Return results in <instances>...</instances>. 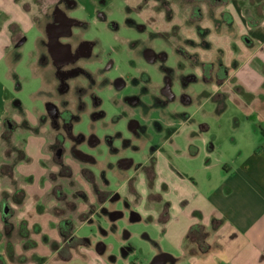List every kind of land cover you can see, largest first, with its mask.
Listing matches in <instances>:
<instances>
[{"label":"crops","instance_id":"crops-1","mask_svg":"<svg viewBox=\"0 0 264 264\" xmlns=\"http://www.w3.org/2000/svg\"><path fill=\"white\" fill-rule=\"evenodd\" d=\"M114 1L0 0V134L6 122H19L13 112L21 109L22 103L16 99L13 86L26 49L34 77L43 81L38 96L47 101L42 92L48 82L36 72V58L51 55L48 45L43 53L48 27L57 26L61 16L79 24L80 19L73 16L76 11L86 18L105 20L104 7ZM201 3L202 14L211 10L213 16L201 20L197 33L185 32L187 40L203 43L191 54L201 57L203 69L212 70L220 91L241 99L249 122L243 130L241 121L238 123L236 136H241L234 139L228 159H213L216 146L211 142L209 160L202 163L197 179L173 169L161 181L164 193L157 200L161 207L142 215L131 213V218L122 215L129 223L121 226L117 213L106 207V202L113 200L110 196L116 194L97 181L87 162L68 155L62 164L50 163L46 128L38 130L40 122L30 121L33 131L25 128L22 132H29L39 148L21 149L25 160L14 166L15 182L2 190L9 205L4 206V219H0L1 263L264 264V137L259 130V126L264 127V0ZM13 25L21 31L15 38ZM75 25L68 27L64 38L75 37ZM192 34L197 37L192 38ZM81 43L88 42L80 39ZM69 44V52L74 53ZM208 140L204 137L203 143L208 144ZM119 165L126 169L133 163L122 160ZM59 180L62 185L57 188ZM65 180H74L84 188L67 189ZM146 216L151 223L133 224L143 222ZM78 223L96 227L99 234L80 236ZM195 226L203 228L206 248L188 241ZM109 238L113 241L108 242Z\"/></svg>","mask_w":264,"mask_h":264},{"label":"rangeland","instance_id":"rangeland-1","mask_svg":"<svg viewBox=\"0 0 264 264\" xmlns=\"http://www.w3.org/2000/svg\"><path fill=\"white\" fill-rule=\"evenodd\" d=\"M201 2L203 0H115L104 7L105 20L98 16L86 18L82 12H74L73 16L80 19L72 29L75 37H62L60 42L71 43L75 52L81 39L91 44V54L76 62L75 66L82 70L80 75L65 80L59 72L71 69V65L60 68L47 54L46 61L41 56L36 58V72L48 82L47 101L46 97L38 96L43 81L34 77L29 48L26 49L13 86L16 99L22 103V108L13 112L19 122L8 121L0 134V219H4L3 208L8 204L2 190L15 182L10 174L22 155L21 149L39 148L29 132H22L32 126L30 121L40 122L38 130L46 128L50 163L56 162L58 139L65 140L63 159L70 155L72 160L78 161L70 153L72 149H80L94 158L95 163L87 162L88 168L108 192L116 194L112 201L106 202V207L117 213L115 218L121 226L129 223L124 215L131 218V213L142 215L161 207L157 201L164 193L161 181H165L173 169L184 177L197 179L202 163L209 160L211 142L216 146L213 159H228L234 139L241 136H236L238 123L241 121L243 130L249 122H246L241 99L220 91L212 70L203 69L201 57L191 54L203 43L199 41L197 45L194 40H187L185 32L197 33L201 20H211L213 16L211 10L205 16L202 14ZM51 28L49 26L45 33L43 53L50 42ZM196 35L192 34V38ZM75 40L78 42L74 43ZM212 46L211 41L209 47ZM148 48L167 54V60L149 63L144 57ZM166 70L172 79L176 100L158 104L154 97L159 96V89L166 81ZM189 76L196 80L184 86L182 79ZM118 79L125 82L121 90L115 86ZM63 83L67 88H62ZM19 84L21 88L17 89ZM184 95L191 101L184 102ZM128 98H136L139 103L129 104ZM50 101L55 102L61 112H68L66 127L71 126L72 131L64 128L63 118L55 122L49 117L46 107ZM96 113L102 114L95 117ZM133 121L139 124L136 131L131 128ZM204 137L209 139L208 144L203 143ZM122 160H129L133 166L120 169ZM61 185L60 180L55 183L57 188ZM66 186L75 190L84 188L74 180H68ZM149 223L151 219L146 216L143 222L133 224ZM82 224H77L81 227L80 236L90 238L99 234L96 227ZM107 240L112 242L113 238Z\"/></svg>","mask_w":264,"mask_h":264},{"label":"flooded vegetation","instance_id":"flooded-vegetation-1","mask_svg":"<svg viewBox=\"0 0 264 264\" xmlns=\"http://www.w3.org/2000/svg\"><path fill=\"white\" fill-rule=\"evenodd\" d=\"M60 19H61L60 23L57 26H52V28L49 32L50 42L48 44V50L50 51V53H51L50 57L56 66H58L60 68H62V67L64 68V66H68V65L72 66V68L69 70L59 72V74L62 76L63 80H65L67 78H70V77L74 78V77H77L80 75V72H82V70L80 69V66L76 67L75 64L81 58H86L87 56H89L91 54V44L81 43L75 49L76 51L74 53L69 52L70 51V47H69L70 44H68V45L67 44L66 45L61 44L60 39L62 37H65V34L68 33V29H69L68 27L74 26L76 23H74L73 21H69L62 16ZM177 52L181 54V51L177 50ZM144 57L149 63H156L157 61H161V62L166 61L168 58V55L165 53H156L153 49L148 48L144 51ZM42 60L46 61L47 56L42 57ZM167 72H168V75H166V81H165L164 85L162 87H160V89H159V96L154 97V99L156 100V102L158 104H167L171 101L176 100V96L172 90L173 89L172 79L169 76V71H167ZM195 80L196 79L193 76H189V77L182 79V84L185 86L189 82L195 81ZM115 86H116V89L121 90L122 88L125 87V82L122 79H118L115 82ZM62 88L63 89L67 88L64 83L62 84ZM42 94L46 95V91L42 92ZM182 100L184 102H187V103L191 101L190 97H188L186 95H184L182 97ZM128 103L132 104V105L138 104L139 100L136 98H128ZM49 105H54L56 107L53 112H55L57 114V116H52V113L47 111V114L49 115V117L55 122H57V120H59L60 118H63L62 120L64 121V128H66V130L72 131L71 126H70V128L66 127V121L69 122L68 120H65V119H69V118H67L68 112H61L60 109L55 104V102L50 101L47 103V106H49ZM46 110H47V107H46ZM101 114L102 113H96L94 116L99 117V116H101ZM44 118H45V116L42 119H44ZM131 128H132V130L136 131L139 128V124L136 121H133L131 124ZM69 137H72V134ZM75 140H76V138H75ZM64 141L61 142L60 139L57 140V144L60 147L57 150V153L55 155L56 163L57 162H59L60 164L63 163V155L65 153V150H64L65 148H63L62 146H63ZM82 141H84L83 137H82ZM82 141L78 142L77 144L80 145L82 143ZM92 142H95L94 138H92ZM70 153H72L73 156L78 159V161L95 163V160L92 156L86 154L85 152L81 151L80 149H72L70 151ZM125 165H126V163H123V166H125ZM63 169L65 171H69V169L67 167H63ZM111 198L114 199L115 197H111Z\"/></svg>","mask_w":264,"mask_h":264},{"label":"trees","instance_id":"trees-1","mask_svg":"<svg viewBox=\"0 0 264 264\" xmlns=\"http://www.w3.org/2000/svg\"><path fill=\"white\" fill-rule=\"evenodd\" d=\"M12 32H13L14 38L17 37L21 33L19 27L16 26V25L12 26ZM7 123L8 122H6V124ZM259 130H260L262 136L264 137V127L263 126H259ZM20 160L24 161L25 160L24 156L21 155V157L18 159V161H20ZM13 172H14V167H12V169H11V174H10L11 177H12ZM187 239H188V241L197 242L199 244V246L202 247V248H206L205 243H204L205 233L203 231V228L200 227V226L193 227L190 230V232H189V234L187 236Z\"/></svg>","mask_w":264,"mask_h":264},{"label":"water","instance_id":"water-1","mask_svg":"<svg viewBox=\"0 0 264 264\" xmlns=\"http://www.w3.org/2000/svg\"><path fill=\"white\" fill-rule=\"evenodd\" d=\"M55 108L56 107L54 105H49V106H47V111L52 113V116H57V114L55 112H53Z\"/></svg>","mask_w":264,"mask_h":264}]
</instances>
